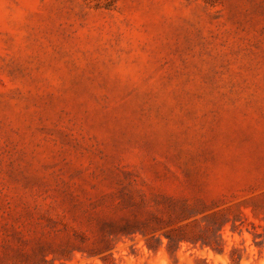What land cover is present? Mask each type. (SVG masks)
Returning <instances> with one entry per match:
<instances>
[{"label":"rangeland","instance_id":"1","mask_svg":"<svg viewBox=\"0 0 264 264\" xmlns=\"http://www.w3.org/2000/svg\"><path fill=\"white\" fill-rule=\"evenodd\" d=\"M0 264H264V0H0Z\"/></svg>","mask_w":264,"mask_h":264}]
</instances>
